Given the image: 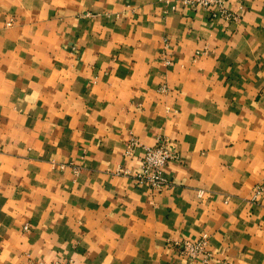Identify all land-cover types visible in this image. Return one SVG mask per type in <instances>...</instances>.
I'll return each mask as SVG.
<instances>
[{"label":"crops","instance_id":"obj_1","mask_svg":"<svg viewBox=\"0 0 264 264\" xmlns=\"http://www.w3.org/2000/svg\"><path fill=\"white\" fill-rule=\"evenodd\" d=\"M226 2L0 0V264H264V0Z\"/></svg>","mask_w":264,"mask_h":264},{"label":"built area","instance_id":"obj_2","mask_svg":"<svg viewBox=\"0 0 264 264\" xmlns=\"http://www.w3.org/2000/svg\"><path fill=\"white\" fill-rule=\"evenodd\" d=\"M227 0H183L186 5L191 7H213V15L224 18L226 20H239L240 14L232 10L227 5ZM143 147L141 156V165L136 170L122 169L123 172L129 173L141 184L151 189L159 190L169 184V180L165 177L164 167L170 160L180 158V152L177 149L175 141L168 137H159L154 145L144 144L139 138L132 135L126 153L131 154L138 147ZM264 192V185H259L255 191L257 197ZM172 242V241H171ZM176 249L191 259L203 257L208 261L213 256V252L209 249V235L204 233L198 239H180L174 241ZM37 264H70L66 259H58L46 262L39 260Z\"/></svg>","mask_w":264,"mask_h":264}]
</instances>
